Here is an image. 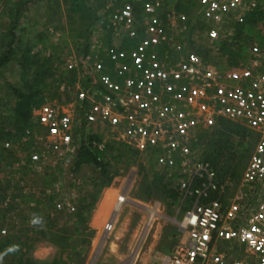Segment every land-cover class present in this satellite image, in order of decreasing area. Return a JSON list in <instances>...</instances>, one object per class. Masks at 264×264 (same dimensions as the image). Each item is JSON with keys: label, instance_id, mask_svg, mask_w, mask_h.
<instances>
[{"label": "built area", "instance_id": "2783aa9c", "mask_svg": "<svg viewBox=\"0 0 264 264\" xmlns=\"http://www.w3.org/2000/svg\"><path fill=\"white\" fill-rule=\"evenodd\" d=\"M201 3L188 29L202 28L205 39L214 44L234 37L252 6L264 0ZM165 10V0H124L98 26L118 40L102 45V37L95 34L87 54L68 56L65 69L81 78L75 101L47 102L34 109L32 126L16 150V181L1 206H8L16 186L31 192L22 180L25 169L31 175L58 165L74 189L82 190L83 181L72 167L83 137L99 135L101 141L94 142L99 152H106L111 142L155 152L167 180L192 202L183 220L186 240L161 264H264V48L255 43L251 60L226 70L187 47L172 48L179 51L174 57L162 20ZM223 120L258 135L241 184L260 192L253 214H246V203H237V198L225 204L231 177L222 179L203 155L201 136ZM4 147L15 148L11 142ZM114 229L110 217L103 231ZM7 235L8 229L0 228V237ZM224 238L241 247L243 257L214 254Z\"/></svg>", "mask_w": 264, "mask_h": 264}, {"label": "rangeland", "instance_id": "374dc122", "mask_svg": "<svg viewBox=\"0 0 264 264\" xmlns=\"http://www.w3.org/2000/svg\"><path fill=\"white\" fill-rule=\"evenodd\" d=\"M123 2L124 0H0V11L3 7L14 6V4L20 5L22 8L20 9L22 16L17 31L22 35L25 44L38 50L41 48L40 37L46 36L56 43V48L47 49L43 53L45 57H54L52 60L54 71L50 78V81H53V87L47 92L44 98L45 103L67 105L73 99L75 101V85L81 80L79 75L76 77L62 76L65 64L61 62H65L70 54L82 52L85 46L80 41L78 43L70 41V44L64 47L61 40L64 33L86 31L89 23L95 20V23H90L88 29L90 32L86 31L89 43L93 42L95 34H100L102 37V45L118 40L110 35H105V30L98 26L104 17L119 9ZM170 2V4L166 3L168 5H166V12L162 16V20L164 30L169 35L172 56L179 55V51H174L172 48L179 50V48L187 47L193 51L200 49V52L206 54L207 62L210 64H215L219 60H229L228 50L233 49L235 41H232L235 36L228 40V46H224L220 43L208 42L204 37V32H201L198 27H194L189 32L190 24L198 18L201 12V0H170ZM10 28V23H0V54L3 53L11 40ZM19 70L20 67L15 62H10L0 69L1 110L5 108L2 105L4 94L8 93V82L15 86L22 84ZM257 140L258 135L249 130L244 135L233 133L229 140L231 146L220 159L223 172H227L225 179L231 177V184L225 194L224 202L230 205L236 198L237 203L245 202L246 214L255 212L261 197L258 191L252 190V187L241 185L243 174ZM147 153L149 152L136 150L132 157L128 158L120 155L118 150L110 152L108 154V170L112 182L99 192L93 191L94 179L100 175L98 169L84 166L77 173L84 184L82 190H73L75 194L73 199H75L76 205L81 196L87 192L97 198L105 192L104 209L107 205L116 203V198L119 195L125 197V202L118 206L114 216L116 219L114 231L111 235L105 233L104 238L108 239L107 243L98 247L97 251L93 248L94 255L87 256L85 248L86 246L90 247L89 249L92 247L91 241L96 237L94 229H80L77 234L72 225L71 228L67 226L65 233H61L62 238L59 237V234L54 238L58 248L57 258L51 263L40 262L33 256L36 247L34 241L40 235L38 229L29 227L28 231L25 223L23 228L27 231L23 235L20 233L21 231L10 228V223L12 224L10 220H3L5 228L8 229V235L0 237V257H2L0 264H161L178 245L186 240L187 233L183 228V220L185 212L192 202L183 198L177 185L169 183L162 172L153 173L145 165ZM173 190L176 191L177 197L172 195ZM110 210L106 209L105 215L106 213L108 215ZM10 219H16L13 221L16 224L15 227L20 226L16 216L15 218L10 216ZM59 221L60 217H56L55 223ZM1 225L2 222H0V227H2ZM99 230L101 231L100 228ZM64 236H71L74 243V238L78 237L77 244L84 245V251L83 249L79 250L80 254L77 253L73 261L65 259L66 252L69 253L73 247H65ZM226 240L228 239L224 238L218 242L213 250L214 254L218 256L224 252L232 255V247L225 244ZM43 241H48V239Z\"/></svg>", "mask_w": 264, "mask_h": 264}, {"label": "trees", "instance_id": "16d2710c", "mask_svg": "<svg viewBox=\"0 0 264 264\" xmlns=\"http://www.w3.org/2000/svg\"><path fill=\"white\" fill-rule=\"evenodd\" d=\"M173 1V0H172ZM165 3L170 4V0H165ZM166 4V5H168ZM22 9L20 5L5 6L0 11V23H10V36L11 40L8 46L0 54V69L9 64L10 62L18 63L20 70L19 75L22 80L20 86H15L13 83L8 82V93L4 94L3 105L4 110L0 107V165L5 163L6 166L14 167L15 163L19 160L17 149L23 146V137L28 128L32 126L33 111L34 109L45 103V96L53 87L52 72L54 71L53 62L54 57H45L44 51L47 49L56 48V43L49 40L46 37H40L41 48L35 50L28 44L23 42L22 35L17 31V27L20 24V17L22 16ZM96 21L90 22L91 24ZM86 28L88 31L90 24ZM80 31L71 34H65L61 37L63 46L67 47L70 41L78 43H84V53L89 51V38L88 32ZM203 31L202 28L200 30ZM110 35V34H109ZM87 41V42H86ZM234 47L228 50L229 60H219L214 65L218 70H226L230 66L244 65L252 57V46L257 43L264 48V4H255L252 6L250 14L246 18L245 22L237 26L236 35L232 42ZM228 40L220 42L221 45H227ZM205 61L207 60L206 54L200 52V49L195 50ZM65 64V62H61ZM76 77V71H67L65 68L62 70V76ZM68 101V100H66ZM65 101V102H66ZM11 126V128H8ZM248 131L247 128L239 123L230 122L227 120L220 121L218 126L212 130H208L201 136L200 145L203 148L204 158L210 161L219 171V175L222 179H225V174L220 166V159L223 157V153L229 148L230 136L233 133L244 135ZM102 137L99 135L85 136L83 137L80 149L77 152L72 172L77 174L84 166H92L99 170L100 175L94 179L93 191L99 192L112 182L110 172L108 170L109 161L108 154L113 150H118L122 156L132 157L135 149L128 146H124L117 142L108 143L106 152H99L95 146V141H101ZM11 142L15 148L6 149L4 144ZM21 145V146H20ZM145 165L150 168L153 173H163V176L167 179L164 171L159 167V159L155 152H149L145 157ZM46 170V169H45ZM12 173H14L12 169ZM40 177L37 175L41 174ZM62 170L56 169L54 173L35 172L29 174L25 169L23 172V181L27 182V177L36 176L35 180L40 189L41 194H46L45 190L52 187L59 179ZM162 175V174H161ZM162 176V177H163ZM30 180V178H29ZM169 183H172L168 180ZM13 183H4L0 181V220H4L10 213L17 209L20 205H28L31 203H37L38 205H45L43 197H37L33 191L28 192L23 188L16 186L15 192L11 196V202L6 208H3L2 202L6 199L8 189ZM84 184V183H83ZM27 186V184L25 185ZM71 187L74 188V184L71 182ZM174 191V190H173ZM176 191L172 193L174 197H177ZM95 194V193H94ZM96 196H93L87 192L82 195L80 201L77 203L79 222H84L89 215V211L95 203ZM76 225V224H75ZM79 233V231L77 232ZM60 237V236H59ZM62 238V237H60ZM65 245V244H64ZM67 248V246L65 245Z\"/></svg>", "mask_w": 264, "mask_h": 264}, {"label": "crops", "instance_id": "0c3cea01", "mask_svg": "<svg viewBox=\"0 0 264 264\" xmlns=\"http://www.w3.org/2000/svg\"><path fill=\"white\" fill-rule=\"evenodd\" d=\"M166 5V3H165ZM60 168L58 165L55 166L54 168H46V170H42L41 172L44 173H54V171L56 169ZM61 169V168H60ZM40 173V172H39ZM42 175L39 174L37 175L38 177H40ZM37 177L32 176L30 178V180L28 179L26 184L29 186V188L31 189V191H33V193L36 194L37 197L41 196L43 197V201L45 202V205H38L37 203H31L28 205H20L17 209H15L12 213H10L6 219L4 220H10V222H12V224L10 223V228H12L15 231H18L23 234L25 231H27V229L30 226V218L32 216L33 213H37L40 214L44 217L45 220V225L43 226V230H38V234H40L36 240L34 241L35 245L37 246L38 244H40L41 241H43L44 239H48L49 242L55 244L54 238H56L58 236V234L61 237V233H65L67 231V226L69 228H71V226L73 225L75 227V231L76 233L80 230V229H94V234L96 237H94L92 239V247L91 249L87 248V246L85 247L87 250V256H91L94 255V250L97 251V248L105 245V242L107 243V240H105L104 236H105V232L104 230V226L106 224V222L109 220V218H113L115 216V213L118 209V206L121 204L119 202V197H121V195L118 196L116 203L114 204H109L105 207L104 209V200H105V192L103 193V195L101 197L96 198L94 205L92 206V208L89 211V215L86 218V220L84 222H79L76 223L77 221L80 220V216L78 214V208L76 207V202L75 199H73V196L75 195L73 193L74 188L70 186L71 181L68 177H63L62 175H60L59 179L57 180V182H55V184L52 185V187L46 191V194H41L40 193V189L42 188L40 185H38V183H36ZM0 181H3L4 183H14L16 181V178L13 176L12 174V167L6 166L5 163H1L0 165ZM75 191V190H74ZM70 193V194H69ZM111 193V192H110ZM260 193V192H259ZM111 203V202H110ZM59 205L62 207L59 208ZM112 205V206H111ZM49 208V209H48ZM104 209V210H102ZM106 209L109 210L108 215L106 212ZM46 210H49V212H46ZM43 212V213H42ZM42 213V214H41ZM102 214V216H101ZM17 219H19V225L18 227H15L16 224L13 223V221H15L16 219H10V216L15 218V216ZM56 217H60V221L58 223H55ZM0 222H2V227L0 228H4V221L0 220ZM116 219L113 220V223L115 225ZM27 227V229L25 230L23 228L24 224ZM18 224V223H17ZM76 224V225H75ZM60 228H59V227ZM116 226V225H115ZM7 227V225H6ZM65 227V228H63ZM90 227V228H89ZM58 228V229H57ZM99 228L101 229V231L99 230ZM29 231V229H28ZM58 232V233H57ZM29 233V232H28ZM112 232H110L109 234L111 235ZM78 234V233H77ZM24 235V234H23ZM107 235V234H106ZM109 236V235H107ZM117 238V235H115ZM65 237V242L64 244L67 246V248L73 247L71 248L70 252L65 254V259H71L72 261L74 260L75 256L79 253V250L84 248V245H82L81 243L77 244L76 239L78 237H75V243L73 242V238L71 236H64ZM111 239V238H110ZM114 240V239H113ZM112 240V241H113ZM227 242L225 243L227 246L232 247L233 253L232 255L235 253V256H231V257H243L242 255H244V252L242 250V248L239 246H237V244L235 242H232L230 240H226ZM82 242V241H81ZM56 245V244H55ZM77 246V247H76ZM74 247H76V249H74ZM104 247V246H103ZM102 247V248H103ZM84 248V249H85ZM94 248V250H93ZM101 248V249H102ZM235 248H237L238 250L235 251ZM83 249V251H84ZM77 250V251H74ZM240 250V253H239ZM242 251V253H241ZM238 252V253H237ZM83 255V254H82ZM57 258V252L55 253L54 256L50 257L47 260L44 261H40V262H53L55 259Z\"/></svg>", "mask_w": 264, "mask_h": 264}, {"label": "clouds", "instance_id": "9594fccd", "mask_svg": "<svg viewBox=\"0 0 264 264\" xmlns=\"http://www.w3.org/2000/svg\"><path fill=\"white\" fill-rule=\"evenodd\" d=\"M30 226L37 228L38 230H43V226L45 225L44 217L40 214L33 213L30 218ZM58 251V248L55 244L48 241H41L38 244L33 252V256L35 259L44 261L54 256ZM2 259V257H0Z\"/></svg>", "mask_w": 264, "mask_h": 264}]
</instances>
